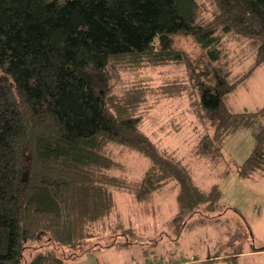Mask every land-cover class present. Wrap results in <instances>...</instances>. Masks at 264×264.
I'll list each match as a JSON object with an SVG mask.
<instances>
[{"label":"trees","instance_id":"1","mask_svg":"<svg viewBox=\"0 0 264 264\" xmlns=\"http://www.w3.org/2000/svg\"><path fill=\"white\" fill-rule=\"evenodd\" d=\"M208 2L209 11L200 0H0V264H67L59 249L81 252L96 230L108 229L114 191L148 204L170 186L176 223L219 208V185H196L178 153L159 149L142 130L150 99L178 96L185 85L138 82L120 93L115 71L183 64L198 91V116L212 127L197 137L193 155L220 163L227 137L250 128L253 147L236 172L264 175V107L233 112L225 102L264 64V0ZM231 32L255 48V62L239 75L223 60ZM180 34L193 38L200 55L188 56L175 40ZM122 150L148 160L141 180L121 176ZM43 241L52 249L25 260L30 244ZM258 251L264 246L249 250ZM243 253L199 264H238Z\"/></svg>","mask_w":264,"mask_h":264},{"label":"rangeland","instance_id":"2","mask_svg":"<svg viewBox=\"0 0 264 264\" xmlns=\"http://www.w3.org/2000/svg\"><path fill=\"white\" fill-rule=\"evenodd\" d=\"M200 2L204 3L206 11L211 9L208 0ZM175 40L192 59L200 55L193 38L180 34ZM222 47L223 60L234 75L246 72L256 60L255 48L236 33L226 34ZM128 72L120 70L112 74L114 91L121 93L138 82L158 89L162 85L176 84L174 87L179 89L185 85L178 96L160 93L157 94L159 98L150 99V109L143 110L146 120L142 130L159 149L178 153L183 163L190 167L196 185L202 188L219 185V208L215 212L199 210L188 220L176 223L173 220L177 214L176 193L171 192L170 186L155 192L148 204H140L129 194L114 191L116 206L106 221L108 229L96 230V236L84 242L81 252L65 248L59 249L58 255L66 258L67 264H199L216 255L229 256L240 250L244 253L236 257V263L264 264V251L249 252L264 246V175L241 179L236 172L237 166L252 150V130L242 127L227 137L221 149L224 161L220 163L196 157L193 147L197 137L211 132L212 127L204 117L198 116L200 110L194 104L198 91L189 80L186 67L170 63ZM225 102L233 112L261 111L264 107V64L240 82ZM119 158L124 171L115 174L121 173L129 181L141 180L149 166L145 156L133 150H122ZM225 168L229 171L222 177L220 174ZM120 220L125 224L124 229L122 226L115 229L114 224ZM126 228L132 231H125ZM49 249L52 247L46 246L45 241L31 243L24 258L30 261ZM210 264L227 263L218 260Z\"/></svg>","mask_w":264,"mask_h":264},{"label":"bare ground","instance_id":"3","mask_svg":"<svg viewBox=\"0 0 264 264\" xmlns=\"http://www.w3.org/2000/svg\"><path fill=\"white\" fill-rule=\"evenodd\" d=\"M129 73V72H128ZM139 73V72H138ZM130 75H131V73H130ZM134 76H135V74H134ZM136 76H137V73H136ZM143 81V80H142ZM165 81H166V79H165ZM170 81H172V80H170ZM169 83V82H168ZM134 84V83H133ZM165 84V83H164ZM128 85V84H127ZM134 86V85H133ZM168 86V85H167ZM164 87V86H163ZM128 88V87H127ZM161 88V87H160ZM168 88V87H167ZM166 88V89H167ZM133 89V88H132ZM168 90V89H167ZM159 98V97H158ZM144 116V115H143ZM143 126V125H142Z\"/></svg>","mask_w":264,"mask_h":264}]
</instances>
